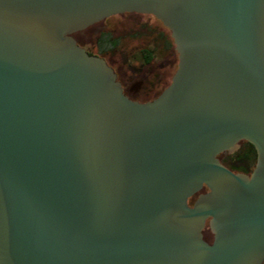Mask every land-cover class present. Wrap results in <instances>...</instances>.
<instances>
[{"label": "water", "instance_id": "95a60500", "mask_svg": "<svg viewBox=\"0 0 264 264\" xmlns=\"http://www.w3.org/2000/svg\"><path fill=\"white\" fill-rule=\"evenodd\" d=\"M124 13L174 44L151 101L73 37ZM263 260L264 0H0V264Z\"/></svg>", "mask_w": 264, "mask_h": 264}, {"label": "rangeland", "instance_id": "374dc122", "mask_svg": "<svg viewBox=\"0 0 264 264\" xmlns=\"http://www.w3.org/2000/svg\"><path fill=\"white\" fill-rule=\"evenodd\" d=\"M144 19L136 14H125L111 17L104 23L106 28L114 30L113 36L121 39L118 51L111 52L112 54L105 53L104 57L122 69L124 81L128 84L131 83L134 90L133 96L141 102L150 100L165 84L169 83L170 76L176 70L177 65V54L173 43L170 42L169 32H166L169 46L164 49V45L157 39L156 33L143 22ZM99 28H101V24L97 23L74 34L73 37L80 41L86 38L92 44L83 46L92 52H97V47H95L97 46V37L94 32ZM151 47H155L157 52L153 61L149 65H145L142 62L139 49ZM233 165L237 169H245L243 164L234 163ZM242 171L243 169L236 173ZM204 236L206 240L211 239L209 231H204Z\"/></svg>", "mask_w": 264, "mask_h": 264}, {"label": "flooded vegetation", "instance_id": "af4514ba", "mask_svg": "<svg viewBox=\"0 0 264 264\" xmlns=\"http://www.w3.org/2000/svg\"><path fill=\"white\" fill-rule=\"evenodd\" d=\"M125 14H135V13H124V14H120V15H114V16H111V17L122 16V15H125ZM136 15L145 18L143 22H144L147 26H149V28L152 29V31H153L154 33H156L155 35H156L157 39H158L159 41L162 42V45H164L163 48H164V49H167V47L169 46V42H168V39H167V37H166V32H169V31H168V30H167V29L161 24V22L158 21L157 19H155V18H154L153 16H151V15H145V14H136ZM111 17H108V18H106V19H104V20L98 22V23L101 24V28L95 30V32H94L95 35H96V37H97V39H96V44H97V46H95V47H97V52H92V51L88 50L86 47L83 46V45H91V44H92V43H91L89 40H87L86 38H83V41H80V40H78V39H76V38H74V39H75L76 43H77L80 47H82V48L87 52V54L102 58V59L107 63V65L110 66V67L113 69V71L115 72L116 77H117V80L119 81V83L121 84V87H122V89H123V93H124L129 99L134 100V101H138V100L133 96V94H132V92H133L134 90H133V87H132L131 83L128 84V83H126V82L124 81V73L122 72V69L119 68V67H116L115 64H114L113 62H111V60H109L108 58L104 57L105 53L112 54L114 51H118V47H119L120 42H121L120 37L113 36V31H114L113 29H109V28H106V27L104 26L105 21H106L107 19L111 18ZM96 24H97V23H96ZM94 25H95V24H94ZM169 34H170V33H169ZM170 38H171V37H170ZM104 39H108L107 41H109L107 47H105V46H104L105 44L102 43V40H104ZM170 42L173 43L172 39L170 40ZM171 45H172V44H171ZM173 45H174V44H173ZM111 52H112V53H111ZM156 52H157V49H156L155 47L139 49V54H140V56H141L142 62H143L145 65H149V64L153 61ZM102 55H103V56H102ZM147 57L150 58L149 61H147ZM174 72H175V71H174ZM172 75H173V73H172ZM172 75L170 76V80H171ZM170 80H169V83H170ZM159 81H160V80H159ZM159 81H158V82H159ZM169 83H168V84H169ZM168 84H167V85H168ZM167 85L165 84V85L163 86V88H161V89H160V90H159V91H158V92H157V93H156V94H155L150 100H147V101H151V100H153L154 98H156V97L161 93V91H162L164 88L167 87ZM147 101H143V102H147ZM138 102H141V101H138ZM143 102H141V103H143ZM243 142H244V141H242V142L239 143V147H240V145H241ZM236 151H237V150H236ZM225 154H228V153L220 154V155H219V160H220V157H221V156L224 157ZM232 154H233V153H232ZM228 155H230V154H228ZM255 161H256V155H255V159H254V163H253V165H252L250 168L245 169L246 171L243 170L241 173L246 174V175H249V174L251 173L252 169L254 168ZM208 241H211V239L208 240ZM262 264H264V260H263Z\"/></svg>", "mask_w": 264, "mask_h": 264}, {"label": "trees", "instance_id": "16d2710c", "mask_svg": "<svg viewBox=\"0 0 264 264\" xmlns=\"http://www.w3.org/2000/svg\"><path fill=\"white\" fill-rule=\"evenodd\" d=\"M107 40L108 39L102 40V43L105 44L104 45L105 47H107L108 42H109ZM149 60H150V58L147 57V61H149ZM255 155H256V152H255L254 147L248 142H243L240 145V147L237 149V151H235L233 154H230V155L225 154L224 157L221 156L220 161L223 165H225L231 171L237 172V171H240L242 169L245 170V169L250 168L254 163ZM234 163L235 164L236 163L243 164L245 166V169L244 168L237 169L236 167H234L235 166V165H233ZM205 231H209V230L205 229ZM210 236H211V234H210ZM204 238H205V236H204Z\"/></svg>", "mask_w": 264, "mask_h": 264}]
</instances>
